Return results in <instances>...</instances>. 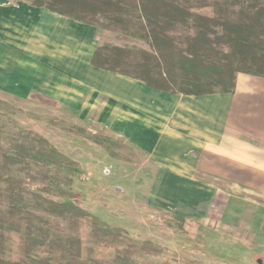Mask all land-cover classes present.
<instances>
[{
  "label": "rangeland",
  "instance_id": "1",
  "mask_svg": "<svg viewBox=\"0 0 264 264\" xmlns=\"http://www.w3.org/2000/svg\"><path fill=\"white\" fill-rule=\"evenodd\" d=\"M258 2L264 6V0ZM104 46L146 47L123 29H105L93 18L63 16L35 6L32 0H0V102L19 110L15 117L0 115V144L14 154L15 144L38 145V138L49 139L78 162L79 170L70 185L65 182L66 171L40 163L0 162V175L16 177L32 190L46 186L52 194L58 187L67 191L85 207L88 218L57 220L37 211L31 201L33 214L60 223L71 237L82 238L108 256L124 255L128 264H258L257 259L264 257V220L223 219L219 181L196 170L189 176L185 170L186 177L196 180L194 185L173 175L172 162L160 159L161 165L149 164L110 130L104 116L108 112L93 111L95 106L101 110L98 99L107 100L93 93L92 79L98 72L111 71L90 64L94 52ZM1 110L5 111L4 105ZM96 135L113 140L114 156L95 141ZM163 143L165 153L177 146L179 154L186 149L184 142ZM4 208L0 197V217ZM93 217L122 229L121 235L97 237ZM237 223L240 234L224 232L228 225L236 230ZM16 244V239L11 241V247ZM37 253L63 258L48 246ZM100 264H108L107 259Z\"/></svg>",
  "mask_w": 264,
  "mask_h": 264
},
{
  "label": "trees",
  "instance_id": "2",
  "mask_svg": "<svg viewBox=\"0 0 264 264\" xmlns=\"http://www.w3.org/2000/svg\"><path fill=\"white\" fill-rule=\"evenodd\" d=\"M37 7L78 20L93 18L105 29H123L146 47L104 46L98 48L90 64L143 81L149 88L172 94L204 96L216 92L233 93L238 74L264 78V6L258 0H32ZM144 22H140V19ZM183 31V33H180ZM5 106V111L1 106ZM18 108L0 102V115L15 117ZM2 122L0 120V129ZM113 155V140L94 136ZM38 145L15 144L8 153L0 144V162L13 166L40 163L66 171L72 184L78 162L60 151L49 139ZM114 156V155H113ZM47 177V174H44ZM0 197L4 211L0 217V264H128L125 256L105 254L82 238H73L58 222L44 221L30 208L57 220L88 218L80 201L58 187L52 194L46 186L29 189L16 177L0 175ZM96 236H119L122 229L110 228L96 217ZM17 244L11 247V241ZM48 246L63 258L40 256L37 249ZM66 260V261H65Z\"/></svg>",
  "mask_w": 264,
  "mask_h": 264
},
{
  "label": "crops",
  "instance_id": "3",
  "mask_svg": "<svg viewBox=\"0 0 264 264\" xmlns=\"http://www.w3.org/2000/svg\"><path fill=\"white\" fill-rule=\"evenodd\" d=\"M109 73L98 72L92 79L96 82L93 93L108 100L98 99L101 110L95 106L93 111L108 112L104 116L110 130L126 139L136 156H145L149 164L161 165L160 159L172 162L173 175L190 184L197 185L189 177L194 170L219 181L223 219L264 220L263 77L240 73L233 93L189 96L158 91L141 80ZM163 141L184 142L186 149L179 154L177 146L165 153ZM237 226L234 230L228 225L224 232L238 235Z\"/></svg>",
  "mask_w": 264,
  "mask_h": 264
},
{
  "label": "water",
  "instance_id": "4",
  "mask_svg": "<svg viewBox=\"0 0 264 264\" xmlns=\"http://www.w3.org/2000/svg\"><path fill=\"white\" fill-rule=\"evenodd\" d=\"M40 100H41L43 103H45V104H48V105H51V106L54 105V102L51 101V100H48V99H42V98H41ZM116 189H117V190H122V189H120L119 187H116ZM78 201H79V200H78ZM263 262H264V257H262V258H258V259H257V263H258V264H264Z\"/></svg>",
  "mask_w": 264,
  "mask_h": 264
}]
</instances>
